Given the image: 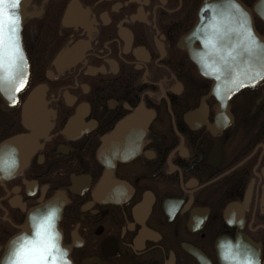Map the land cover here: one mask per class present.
<instances>
[{
  "label": "flooded vegetation",
  "instance_id": "flooded-vegetation-1",
  "mask_svg": "<svg viewBox=\"0 0 264 264\" xmlns=\"http://www.w3.org/2000/svg\"><path fill=\"white\" fill-rule=\"evenodd\" d=\"M216 1L8 0L0 262L25 231L30 264H264V76L203 75L254 73L264 0Z\"/></svg>",
  "mask_w": 264,
  "mask_h": 264
},
{
  "label": "water",
  "instance_id": "water-1",
  "mask_svg": "<svg viewBox=\"0 0 264 264\" xmlns=\"http://www.w3.org/2000/svg\"><path fill=\"white\" fill-rule=\"evenodd\" d=\"M216 2L226 3V2H233V0H217ZM199 29H201V28H200L199 23L197 22L195 29H194V33H196V32L199 33ZM254 38H255L254 41H255L256 49L258 50V47L262 46L259 50L263 51V54H264V36L260 37L258 35V33L255 31L254 32ZM198 54H201V53H198ZM198 54L195 56L194 60L198 63L200 73L202 75V56L198 55ZM254 62H255L254 73L230 75V74H225V73L219 74L217 72L205 73V70L203 69V75H205L209 78H213L215 82H217V81L225 82V77H228V83L230 85H233L234 90H236V89H239L240 87H242L244 85H248V84L252 83L253 81L254 82L257 81L258 78L264 76V55L263 56H256L254 58ZM19 75H20V73L15 74V75L11 74V73L0 74V82L3 81V84H6V85H8V83H11L12 79L14 78V88H13L12 92H14L15 95H17V92L22 88L24 81H25V80L22 81V80L18 79ZM236 77H237V79H236ZM0 85H2V83H0ZM9 89L10 88L0 86V93L3 96L8 97L9 96L8 93L10 92ZM51 208H55V207L53 206L52 203L51 204L48 203L46 205L39 206V207L33 209L31 211V213L29 214L28 221L26 224H24V227L26 226V227H31V228H37L31 220L32 215L35 214L37 217H40ZM56 226H57V223L54 225L53 228L46 229L43 234H45V235L54 234V229ZM26 234L27 233L25 231H23L22 234L15 237L14 243H12V241H11L10 246H9L10 251H9L7 257H10L12 255V253L17 249L18 244L20 242V237L22 235H26ZM46 243L49 244L48 242H46ZM24 248H27V247L24 246ZM29 259H30V256L28 255V253H25L23 256H20V257H18V256L15 257L16 264H30ZM66 264H68V263H66Z\"/></svg>",
  "mask_w": 264,
  "mask_h": 264
},
{
  "label": "clouds",
  "instance_id": "clouds-1",
  "mask_svg": "<svg viewBox=\"0 0 264 264\" xmlns=\"http://www.w3.org/2000/svg\"><path fill=\"white\" fill-rule=\"evenodd\" d=\"M59 213V209L51 208L40 217H37L35 214H33L31 220L37 228H39L42 223L47 222L51 229L56 223H58V220L60 218ZM29 243H31L30 238L26 235H22L20 237V242L17 249L12 253L10 257L6 258L3 262H0V264H16L15 257L17 256V252ZM256 264H259V261H257Z\"/></svg>",
  "mask_w": 264,
  "mask_h": 264
},
{
  "label": "snow or ice",
  "instance_id": "snow-or-ice-1",
  "mask_svg": "<svg viewBox=\"0 0 264 264\" xmlns=\"http://www.w3.org/2000/svg\"><path fill=\"white\" fill-rule=\"evenodd\" d=\"M235 2H236V0H233V3H235ZM6 3H8V0H0V32H2L3 20H4V16H5L4 5ZM19 3H20V0H12V2L10 4V7L12 9H15V8H17L19 6ZM14 22L18 23L19 22V18L16 17ZM46 229H50V226L48 225L47 222L42 223L40 225V227L38 228L37 235L38 236H42ZM50 247H52V245L49 243V244L46 245V247L39 249V252H40L39 260H43L44 259V254ZM28 251H29V249L23 247L22 249H20L17 252V256L18 257L23 256Z\"/></svg>",
  "mask_w": 264,
  "mask_h": 264
}]
</instances>
